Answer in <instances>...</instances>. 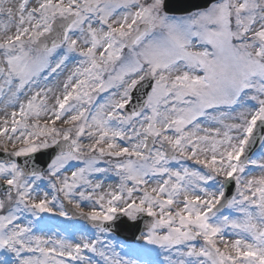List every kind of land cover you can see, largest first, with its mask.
<instances>
[{
    "label": "snow or ice",
    "instance_id": "obj_1",
    "mask_svg": "<svg viewBox=\"0 0 264 264\" xmlns=\"http://www.w3.org/2000/svg\"><path fill=\"white\" fill-rule=\"evenodd\" d=\"M0 264H264V0H0Z\"/></svg>",
    "mask_w": 264,
    "mask_h": 264
},
{
    "label": "rangeland",
    "instance_id": "obj_2",
    "mask_svg": "<svg viewBox=\"0 0 264 264\" xmlns=\"http://www.w3.org/2000/svg\"><path fill=\"white\" fill-rule=\"evenodd\" d=\"M71 67H72V65H69V68H71ZM64 75L65 76L67 75V71H65ZM61 79H63V77H61ZM105 98H106V96L104 95L103 98H102V100L100 101V103H102ZM255 159H258L259 160V159H261V157L259 156V157L255 158ZM189 163H191V162H189ZM259 174H260L259 170H256L254 172H250L249 173V175H259ZM245 178H247V177H245ZM117 179L118 178H115L114 177L112 180L107 181V183H109V184L115 183V182H117Z\"/></svg>",
    "mask_w": 264,
    "mask_h": 264
},
{
    "label": "water",
    "instance_id": "obj_3",
    "mask_svg": "<svg viewBox=\"0 0 264 264\" xmlns=\"http://www.w3.org/2000/svg\"><path fill=\"white\" fill-rule=\"evenodd\" d=\"M139 95H140V92H138V91H134V92H133V100L135 101L136 98H137ZM234 189H235V187H234V184H233V185L231 186V188L229 189V193H231L230 196L232 195Z\"/></svg>",
    "mask_w": 264,
    "mask_h": 264
}]
</instances>
